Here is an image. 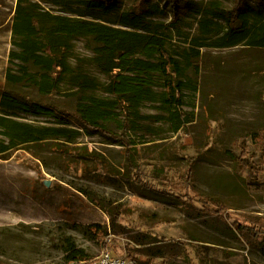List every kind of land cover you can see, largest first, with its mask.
<instances>
[{"label":"rangeland","instance_id":"obj_1","mask_svg":"<svg viewBox=\"0 0 264 264\" xmlns=\"http://www.w3.org/2000/svg\"><path fill=\"white\" fill-rule=\"evenodd\" d=\"M27 1L76 17L71 0ZM191 1L194 8L175 28L170 26V0L146 1L159 10L147 21L161 24L159 33L179 59L192 46L190 40L200 36L203 16L229 12L235 5V0ZM141 2L117 0L118 13L89 12L87 18L121 27L118 16ZM18 3L0 0V115L2 96L11 89L58 114L14 111L17 119L64 126L81 135L74 143L49 139L22 146L7 160L0 155V264H67L66 237L85 250L86 260L108 248L129 264H264L263 241L235 227L247 224L245 214L264 217V146L259 141L264 132V50L245 45L200 49L199 75L187 68L182 77L199 92L184 91L181 111L192 121L179 131L170 120L176 108L145 102L140 119L117 108L116 119L104 124L110 134H102L64 115L88 97L113 100L106 89L110 78L92 60L89 38L74 41L69 61L77 73L95 80L96 89L81 93L69 89L68 81L50 95L31 84L7 87L8 68L17 70L10 52ZM259 9L264 12L258 0H249L243 12L256 18ZM155 79V91L164 92V79ZM175 188L181 190L176 200L167 199ZM90 225L102 226L107 235L98 236Z\"/></svg>","mask_w":264,"mask_h":264},{"label":"trees","instance_id":"obj_2","mask_svg":"<svg viewBox=\"0 0 264 264\" xmlns=\"http://www.w3.org/2000/svg\"><path fill=\"white\" fill-rule=\"evenodd\" d=\"M71 1L77 6L74 10L76 17L55 14L44 10L37 3L19 0L13 20L15 48L10 52V63H15L17 70L8 68L7 87L31 84L40 93L50 95L68 81L71 85L69 89H79L81 93L96 89L95 80L82 71L77 73L69 61L74 41L80 37L91 39L94 43L92 60L110 78L106 89L113 100L88 97L78 103L75 112L64 114L77 119L90 131L110 134L104 124L116 119L117 108L123 115L140 119L139 109L145 102H161L167 109L176 108L170 113V120L174 131H179L192 121L188 114L181 111L186 97L184 91L191 89L195 93L199 92L196 84L182 77L187 68L192 69L196 76L199 75L200 49L210 47L218 50L245 45L249 49L264 50V12L259 9L256 18L243 12L249 0H235L234 8L229 12L216 10L211 12V18L203 16L200 21L201 34L190 40L192 46L182 52L183 59L177 57L179 52L171 47L164 34L159 33L161 24L153 26L147 21L149 16L159 13L157 6L150 7L147 0H142L139 5L118 16L121 27L87 18L89 12L98 11L103 16L118 13L117 0ZM170 1L173 17L170 26L175 28L182 23L195 3L191 0ZM258 2L264 6V0ZM32 67L36 69L35 72L31 71ZM156 75L164 79L162 93L155 91ZM1 106L0 155L4 160L22 146L38 145L49 139H65L74 143L81 135L80 131L64 126H37L17 119L14 111L50 117L58 114L57 110L11 89L4 92ZM119 141L127 146L122 137ZM259 141L264 146V132L259 134ZM192 180L189 174L188 182ZM177 192L181 193V190L175 188L167 199L176 200ZM244 217L247 224L236 225V230L251 239H261L264 243V217L247 214ZM89 228L98 236L107 235L106 229L100 225H90ZM64 243L67 264L86 260L85 250L78 248L72 238L66 237Z\"/></svg>","mask_w":264,"mask_h":264},{"label":"built area","instance_id":"obj_3","mask_svg":"<svg viewBox=\"0 0 264 264\" xmlns=\"http://www.w3.org/2000/svg\"><path fill=\"white\" fill-rule=\"evenodd\" d=\"M68 264H129L127 259L116 256L108 248H104L101 255L91 260L73 261Z\"/></svg>","mask_w":264,"mask_h":264}]
</instances>
